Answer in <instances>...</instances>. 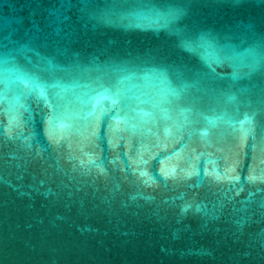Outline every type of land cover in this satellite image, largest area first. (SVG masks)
Here are the masks:
<instances>
[{
	"label": "water",
	"instance_id": "95a60500",
	"mask_svg": "<svg viewBox=\"0 0 264 264\" xmlns=\"http://www.w3.org/2000/svg\"><path fill=\"white\" fill-rule=\"evenodd\" d=\"M0 264H264V0H0Z\"/></svg>",
	"mask_w": 264,
	"mask_h": 264
}]
</instances>
